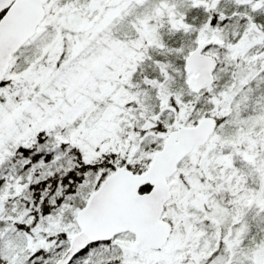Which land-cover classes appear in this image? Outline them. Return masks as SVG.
<instances>
[{
  "label": "snow or ice",
  "instance_id": "obj_1",
  "mask_svg": "<svg viewBox=\"0 0 264 264\" xmlns=\"http://www.w3.org/2000/svg\"><path fill=\"white\" fill-rule=\"evenodd\" d=\"M0 264H264V0H0Z\"/></svg>",
  "mask_w": 264,
  "mask_h": 264
}]
</instances>
